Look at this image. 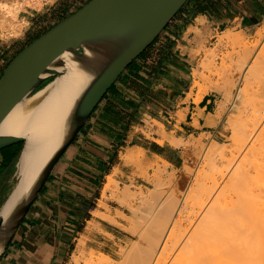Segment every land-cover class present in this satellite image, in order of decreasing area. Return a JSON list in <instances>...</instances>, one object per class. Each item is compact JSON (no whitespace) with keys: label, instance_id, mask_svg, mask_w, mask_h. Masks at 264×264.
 <instances>
[{"label":"crops","instance_id":"1","mask_svg":"<svg viewBox=\"0 0 264 264\" xmlns=\"http://www.w3.org/2000/svg\"><path fill=\"white\" fill-rule=\"evenodd\" d=\"M88 1L45 0L21 12L25 25L19 35L0 33V77L20 51ZM263 27L264 0H189L108 90L49 175L0 264H74L82 238L88 249L115 257L100 236H115L116 230L95 210L108 212L100 204L106 178L121 167L116 156L129 148L149 149L136 139L142 138L137 130L146 128L150 117L176 125L183 115L179 133L216 139L222 133L218 99L206 94L199 103L187 101L192 83L186 65L193 50L217 33L231 29L251 34ZM24 146L23 140L0 146V216L18 183ZM110 213L115 214L113 206Z\"/></svg>","mask_w":264,"mask_h":264},{"label":"bare ground","instance_id":"2","mask_svg":"<svg viewBox=\"0 0 264 264\" xmlns=\"http://www.w3.org/2000/svg\"><path fill=\"white\" fill-rule=\"evenodd\" d=\"M25 1L28 4V1ZM33 1H29L32 2L30 5L36 6ZM41 1L36 2L40 5ZM0 6L7 13L2 17L4 19L2 21L6 22L10 20L9 17H17L24 4L20 1L12 2V4L3 1L0 2ZM21 25H15L16 33L21 31ZM262 34V31L257 32L260 38L253 45L246 41L245 35L235 34L231 29L224 31L222 39L220 38L221 42H231L241 47L239 54L237 53L241 65L237 72L239 74L238 91L232 94L228 90V99L235 105L238 100L245 99L247 89L260 92L263 96V104L249 111L246 122L240 128L234 129L237 139L240 138L239 149L264 148V74L256 71L257 63L264 58ZM126 45L127 41L124 38L109 37L84 43L83 52L77 49L67 51L54 65L61 71V74L55 76L35 94L31 93L37 82L32 84L25 97L1 121L0 145L22 138L26 139L19 162L18 183L1 211L5 224L30 197L42 171L70 136L75 126L77 109L92 85L106 67L121 54ZM237 63L235 62L234 65L236 66ZM204 66L207 67L208 64L205 63ZM174 140L173 142L176 141ZM219 144L221 143L216 142L213 148L205 150L202 159L205 160L208 154L224 157L227 149H220L222 146ZM138 148L141 149V147ZM137 156H139L138 152L129 148L123 154V160H133ZM237 158L238 153H234L229 158V165L224 169L212 162V166L217 170L214 184L203 187L194 197L190 196L188 189H184L185 191L179 196L169 194L165 198H159L157 205L149 204L152 205L151 221L141 234L148 244H133L121 264H159L162 262L167 264H264V233L260 230L254 233V230L241 231L229 228V211L244 208L242 199L218 194L220 188L218 174L225 177L228 170L230 173ZM239 169L241 168L238 166L235 170ZM250 174L251 169L248 166L245 170L241 169V173L236 172L233 177L238 180ZM199 179H204V177H199ZM114 181L113 176L110 175L104 195L110 187L114 186ZM130 190L125 189L124 196H128ZM251 193H254V190L251 189ZM96 215H100V210H95ZM11 233L10 228L0 236V256ZM130 257H133L132 263L129 261Z\"/></svg>","mask_w":264,"mask_h":264},{"label":"rangeland","instance_id":"3","mask_svg":"<svg viewBox=\"0 0 264 264\" xmlns=\"http://www.w3.org/2000/svg\"><path fill=\"white\" fill-rule=\"evenodd\" d=\"M3 1L7 4H12L15 1H20L24 4L18 16L9 17L10 20L6 22L2 21L4 20L2 17L7 13L0 6V33L3 36H11L19 35L21 32H15V25L22 24L21 27L25 25L22 20L24 10L40 7L45 0H39L41 1L40 5H38L39 2L37 4V0H34L33 4L36 3V6L30 5L32 3L29 2L30 0H27L28 4L25 0H0V2ZM21 12L22 15L20 14ZM258 31L263 32L261 36V42L263 43L264 27L251 34L243 31L234 32L235 34L245 35L246 41L253 45L260 38L257 35ZM222 34L224 32L217 33L215 37L195 48L193 50V59L186 65V71L189 76L188 83H192L190 98L187 100L192 99L195 103H199L206 94L217 97L219 103L218 117L221 118L220 130L222 133L218 134L216 139L210 134H203L201 137H188L177 131V128L181 129L179 124L185 116L181 115L176 125H174L172 119H169L172 122H163L150 117L147 121L148 126L137 130L141 133L142 138L136 139V141L143 143L149 149H135L139 156L129 161L123 160V155L120 157L116 156V161H121L122 164L121 167L118 166L112 172L111 175L115 180L114 186L111 185L112 187L105 192V195L103 191L104 196L101 204L104 203V205L100 204V207L105 208L108 214L100 211V215H96L99 218H103V215H105L103 219L113 223H107V225L116 230L115 236L113 234H105L106 237L100 236V241H105L109 244L106 247L108 250H115V257L111 258L95 249H88L86 239L82 238L74 255V264H121L125 260L127 253L132 249L133 244H148L141 234L147 229L151 221L152 205H157L159 198H165L169 194H171L170 196H173V194L174 196H179L187 189L190 192V196L194 197L203 187H209L214 184L217 170L212 166V162L219 168L224 169L229 165V158L234 153H238L234 168L230 173L228 170L225 177H222L219 171L217 176L220 186L218 190L219 196L240 197L242 206H244V208L240 207L234 211H229V228L241 231L254 230V233L260 230V232L264 233V148L239 149L241 142L240 138L237 139L235 131V128H240L246 122L249 111L253 110V108H259L263 104V96L260 92L247 89L245 99L238 100L235 105L228 99V90L232 94L238 91L239 74L237 72H239L241 65L237 56H239L241 47L239 44L221 42ZM235 62H238L236 66L234 65ZM205 63L206 65L208 64L207 67L204 66ZM256 71L264 74V58L257 63ZM54 77L46 79L42 88ZM197 82L198 84H196ZM233 119L235 120L233 121ZM231 124L232 126H230ZM235 141L237 145H235ZM177 142L179 143L177 144ZM216 142L221 143L219 144V146H222L220 149H227L224 157L208 154L205 160L202 159L205 150L213 148ZM210 158H212L211 161ZM238 166L242 170L250 166L251 174L238 180L234 179L233 175L236 172L241 173V169L235 170ZM109 176L106 178V184ZM199 177H204V179L200 180ZM127 188L131 189L130 194L124 196V190ZM251 189L254 190V193H251ZM125 197L127 198L124 199ZM112 206L115 214L110 213ZM95 227L99 228V223ZM132 259L133 257L129 259L131 263ZM159 264L167 263L162 262Z\"/></svg>","mask_w":264,"mask_h":264},{"label":"water","instance_id":"4","mask_svg":"<svg viewBox=\"0 0 264 264\" xmlns=\"http://www.w3.org/2000/svg\"><path fill=\"white\" fill-rule=\"evenodd\" d=\"M188 1L90 0L32 41L12 59L0 77V123L25 97L32 84L37 82L31 93L35 94L46 86L36 91L46 79L61 74L54 65L67 51L77 49L83 52V44L91 40L120 37L127 41L124 50L101 73L79 105L70 136L42 171L30 197L7 224L0 216V236L11 228L10 241L54 167L75 141L108 90L161 35ZM21 140L26 139L9 143Z\"/></svg>","mask_w":264,"mask_h":264},{"label":"trees","instance_id":"5","mask_svg":"<svg viewBox=\"0 0 264 264\" xmlns=\"http://www.w3.org/2000/svg\"><path fill=\"white\" fill-rule=\"evenodd\" d=\"M40 36H41V35H39L38 37H40ZM38 37H37V38H38ZM1 76H2V75H1ZM45 82H46V81H45ZM45 82H44V83H45ZM44 83L40 84V85L38 86V88L36 89V91L39 90V89H41Z\"/></svg>","mask_w":264,"mask_h":264}]
</instances>
